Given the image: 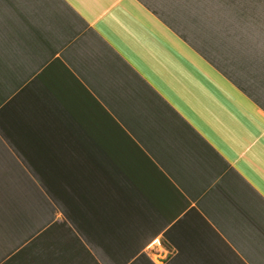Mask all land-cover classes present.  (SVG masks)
Instances as JSON below:
<instances>
[{
    "label": "crops",
    "instance_id": "1",
    "mask_svg": "<svg viewBox=\"0 0 264 264\" xmlns=\"http://www.w3.org/2000/svg\"><path fill=\"white\" fill-rule=\"evenodd\" d=\"M0 264H264V0H0Z\"/></svg>",
    "mask_w": 264,
    "mask_h": 264
},
{
    "label": "built area",
    "instance_id": "2",
    "mask_svg": "<svg viewBox=\"0 0 264 264\" xmlns=\"http://www.w3.org/2000/svg\"><path fill=\"white\" fill-rule=\"evenodd\" d=\"M165 257H157L156 256V259L159 261V262H162L164 260Z\"/></svg>",
    "mask_w": 264,
    "mask_h": 264
}]
</instances>
